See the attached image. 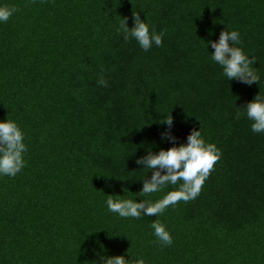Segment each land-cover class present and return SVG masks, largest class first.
Returning <instances> with one entry per match:
<instances>
[{
  "label": "trees",
  "instance_id": "16d2710c",
  "mask_svg": "<svg viewBox=\"0 0 264 264\" xmlns=\"http://www.w3.org/2000/svg\"><path fill=\"white\" fill-rule=\"evenodd\" d=\"M0 4L18 9L0 23V120L17 121L28 146L23 170L0 177V264H90L101 245L146 264H264V134L239 109L264 96V0ZM134 12L162 46L124 40ZM227 28L257 59L259 84L228 81L211 60L205 41ZM170 116L177 144L201 126L221 150L200 195L157 218L108 211L107 195L154 202L173 189L139 194L149 170L136 163L172 146L161 139ZM155 218L172 245L157 242Z\"/></svg>",
  "mask_w": 264,
  "mask_h": 264
},
{
  "label": "clouds",
  "instance_id": "9594fccd",
  "mask_svg": "<svg viewBox=\"0 0 264 264\" xmlns=\"http://www.w3.org/2000/svg\"><path fill=\"white\" fill-rule=\"evenodd\" d=\"M18 9L14 5L0 4V23L7 22ZM118 31L123 33L125 41L135 40L144 51L150 50L153 45L162 46L164 32H157L149 23L142 20L138 12L133 14V26L129 27L127 18H124ZM210 34H212L210 30ZM205 41V40H204ZM208 45L214 51L211 53V60L222 69V75L226 80H238L241 83L251 86L254 82L259 84L260 76L254 67L257 59L244 52L240 32L238 29L222 30L218 40H208ZM103 72V69L101 70ZM98 84L107 86L108 81L101 76ZM243 109V114L251 122V131L254 134H264V96L260 92L253 100L248 102ZM240 113H237V118ZM166 125L161 133V139L171 142L172 146L158 152L149 150L146 155L136 159L142 168L151 170L150 178L147 174L141 178L143 185L139 192L147 197L149 194L158 193L174 186L167 191L162 198L154 202L148 199H120L121 195H107V210L123 218H141L155 216L159 217L170 206L176 205L183 200L188 202L196 199L210 176L217 161L221 158L220 148L205 139L199 128L193 127L187 136L186 142L176 143L177 137L173 134V117L170 116L160 121ZM28 146L25 143V133L17 121L13 119L0 120V177H15L26 166L25 153ZM141 169V168H140ZM106 177H113L107 176ZM126 193L127 188H122ZM141 196V195H139ZM154 219L151 223L153 235L161 246L173 244V236L167 226ZM128 251V250H127ZM101 245V251L96 253L97 258L90 264H146L139 254L129 253L125 258L124 254L109 256Z\"/></svg>",
  "mask_w": 264,
  "mask_h": 264
}]
</instances>
